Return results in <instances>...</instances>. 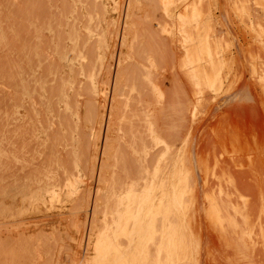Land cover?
Returning <instances> with one entry per match:
<instances>
[{
    "label": "rangeland",
    "instance_id": "obj_1",
    "mask_svg": "<svg viewBox=\"0 0 264 264\" xmlns=\"http://www.w3.org/2000/svg\"><path fill=\"white\" fill-rule=\"evenodd\" d=\"M0 264H264V0H0Z\"/></svg>",
    "mask_w": 264,
    "mask_h": 264
}]
</instances>
